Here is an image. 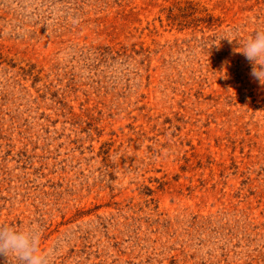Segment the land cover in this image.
Returning a JSON list of instances; mask_svg holds the SVG:
<instances>
[{"label":"rangeland","instance_id":"obj_1","mask_svg":"<svg viewBox=\"0 0 264 264\" xmlns=\"http://www.w3.org/2000/svg\"><path fill=\"white\" fill-rule=\"evenodd\" d=\"M257 31L264 0H0V226L48 264H264Z\"/></svg>","mask_w":264,"mask_h":264},{"label":"clouds","instance_id":"obj_2","mask_svg":"<svg viewBox=\"0 0 264 264\" xmlns=\"http://www.w3.org/2000/svg\"><path fill=\"white\" fill-rule=\"evenodd\" d=\"M241 47L242 51H237L251 64L250 76L264 85V31H257ZM49 255L40 248L36 229L0 226V264H48Z\"/></svg>","mask_w":264,"mask_h":264}]
</instances>
